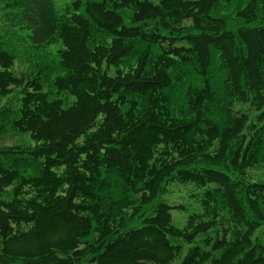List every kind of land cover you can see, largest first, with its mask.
Returning <instances> with one entry per match:
<instances>
[{"label":"trees","instance_id":"obj_1","mask_svg":"<svg viewBox=\"0 0 264 264\" xmlns=\"http://www.w3.org/2000/svg\"><path fill=\"white\" fill-rule=\"evenodd\" d=\"M0 264H264V0H0Z\"/></svg>","mask_w":264,"mask_h":264},{"label":"rangeland","instance_id":"obj_2","mask_svg":"<svg viewBox=\"0 0 264 264\" xmlns=\"http://www.w3.org/2000/svg\"><path fill=\"white\" fill-rule=\"evenodd\" d=\"M58 1L61 2L63 0H58ZM254 176H260V173L254 172ZM172 187H174L171 188V190L173 189V191L170 194H168L166 198L168 202H170L171 204L185 203L189 207H193V206L196 207L195 203H193L192 198L190 197L191 191L193 189L192 186L183 187L180 185H174ZM173 218H174V222L177 225H181L184 221L185 213H179L177 210H173Z\"/></svg>","mask_w":264,"mask_h":264}]
</instances>
